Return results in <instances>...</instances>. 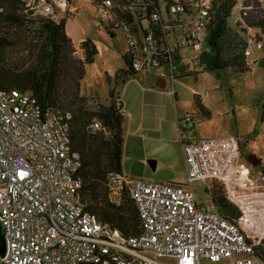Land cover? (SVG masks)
Masks as SVG:
<instances>
[{
  "label": "built area",
  "instance_id": "2783aa9c",
  "mask_svg": "<svg viewBox=\"0 0 264 264\" xmlns=\"http://www.w3.org/2000/svg\"><path fill=\"white\" fill-rule=\"evenodd\" d=\"M21 1L30 18L60 24L71 16L70 0ZM224 1L98 0L97 10L125 35L134 73L173 80L163 64L201 61ZM183 124L186 184L110 176L111 201L120 204L127 192L139 212L141 233L127 236L86 211L81 159L65 116L31 94L0 89V220L8 241L0 264H264V187L240 164L239 140L187 135L194 115ZM93 129L104 128L95 121ZM196 183L222 185L238 221L198 199Z\"/></svg>",
  "mask_w": 264,
  "mask_h": 264
},
{
  "label": "trees",
  "instance_id": "16d2710c",
  "mask_svg": "<svg viewBox=\"0 0 264 264\" xmlns=\"http://www.w3.org/2000/svg\"><path fill=\"white\" fill-rule=\"evenodd\" d=\"M235 5V0H225L215 8L214 23L207 39L208 50L201 56L205 71L216 73L218 78L229 69L240 74L249 72L248 44L241 40L233 47L229 42L228 22ZM24 9L21 0H0V89L31 94L43 109H53L65 116L70 123L72 149L81 159L80 174L84 179L81 195L86 211L124 235H139L142 226L136 205L127 192L120 204L113 203L109 187L110 176L123 173L126 112L115 95L117 88L138 75L132 69L130 58L124 56L126 70L117 72L114 78L108 76L110 105L96 109L81 94L86 68L95 62L99 53L96 44L91 39L84 41L79 57L67 34V22L57 24L30 18ZM241 18L246 28H258L264 34V11L257 0L244 2ZM10 61L22 63L11 64ZM163 65L171 70L173 80L191 76L189 66L177 58ZM195 103L205 112L196 96ZM95 121L102 124V131H94ZM212 193L215 208L232 221H238V210L224 193L217 187Z\"/></svg>",
  "mask_w": 264,
  "mask_h": 264
},
{
  "label": "rangeland",
  "instance_id": "374dc122",
  "mask_svg": "<svg viewBox=\"0 0 264 264\" xmlns=\"http://www.w3.org/2000/svg\"><path fill=\"white\" fill-rule=\"evenodd\" d=\"M246 1H236L229 18L228 32L233 47L241 40L248 44L246 62L249 72L240 74L229 69L218 78L216 73L205 71V66L197 61L193 66L188 65L191 76L179 80L167 76L164 89L157 87L154 73L134 76L117 88L115 99L121 100L127 112L124 138L128 149L123 155V173L130 181L162 183L159 179L173 174L177 184L187 183V174L181 165L171 168L161 165L154 170L149 161L158 163L151 157L156 149L175 150L178 147L179 123L184 126L179 118L190 114L194 115L196 126L188 129L187 135L195 133L199 140L235 136L240 142V164L249 170V177L257 188L264 187V34L258 28H246L244 25L241 9ZM257 1L264 11V0ZM97 4L98 0H72L71 16L65 21L67 34L79 57L82 54L80 45L86 40L91 39L98 48L95 62L87 66L81 86L82 96L88 98L89 104L96 109L110 105L108 76L114 78L117 72L127 69L124 56L128 49L121 30H108L106 18L103 19L98 12ZM195 96L205 107V112L197 108ZM251 156L260 159L262 164L254 167L248 160ZM216 187L226 196L218 183H196L192 189L198 199L211 204Z\"/></svg>",
  "mask_w": 264,
  "mask_h": 264
},
{
  "label": "crops",
  "instance_id": "0c3cea01",
  "mask_svg": "<svg viewBox=\"0 0 264 264\" xmlns=\"http://www.w3.org/2000/svg\"><path fill=\"white\" fill-rule=\"evenodd\" d=\"M156 79H157L156 83H158V82H160V84L166 83V86H167L166 79L162 78V79H164L165 82L161 81L160 77H156ZM204 104H205V102H204ZM124 109H125V106H124ZM125 112H126V109H125ZM126 116H127V112H126ZM183 118L184 117H181V118H179V120L183 119ZM181 128H182V126L179 123V131H181ZM170 130H171V128H170ZM124 131H125V124H124ZM176 132H177V130H176ZM178 133L180 134V138L178 137V139L176 140V145L178 147L175 150L160 148L159 150L156 149V150L152 151V153L150 152L151 157H153L154 159H156L158 161V163L156 162L157 163L156 169L157 168L159 169L161 165L167 166L169 168L176 166V165L177 166L181 165L185 169V172L187 174V164H186L185 153H184V148H183V139H182L181 133L180 132H178ZM167 138L168 139L171 138V134L169 136H167ZM127 149H128V143L125 141L124 142V155L127 152ZM157 151H159V153H156ZM123 164H125L124 163V157H123ZM159 181L162 183H171V184H177L178 183L173 174L168 176V178L159 179Z\"/></svg>",
  "mask_w": 264,
  "mask_h": 264
},
{
  "label": "water",
  "instance_id": "95a60500",
  "mask_svg": "<svg viewBox=\"0 0 264 264\" xmlns=\"http://www.w3.org/2000/svg\"><path fill=\"white\" fill-rule=\"evenodd\" d=\"M161 81L165 82L164 79L160 78ZM157 87L159 89H164L166 87V83L160 84L157 83ZM249 163H251L254 167H259L262 164V161L255 156H251L248 158ZM149 164L153 166L154 170H156L157 163L155 161H149ZM8 254V241L6 236V229L3 223L0 220V258L5 259Z\"/></svg>",
  "mask_w": 264,
  "mask_h": 264
}]
</instances>
